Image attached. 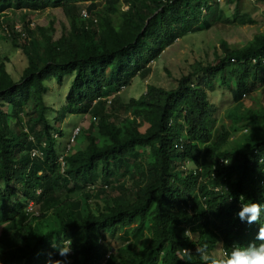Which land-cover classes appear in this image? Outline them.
<instances>
[{
  "label": "trees",
  "instance_id": "obj_1",
  "mask_svg": "<svg viewBox=\"0 0 264 264\" xmlns=\"http://www.w3.org/2000/svg\"><path fill=\"white\" fill-rule=\"evenodd\" d=\"M85 1L0 0V26L28 59L20 77L0 60V264H204L201 253L217 256L221 239L224 254L259 244L260 225L237 213L243 202L264 203V106L236 113L234 130L217 127L209 91L220 83L236 103L257 96L264 33L240 48L223 41V54L177 87L151 85L123 103L120 92L166 48L229 18L220 0L92 1L84 17ZM52 8L69 19L58 39L54 22L33 31L6 19ZM68 76L64 116L90 115L98 133L83 132L78 150L60 148L64 130L50 116L49 82ZM242 126L248 133L236 137ZM132 168L140 170L132 189L116 184ZM109 188L119 195L108 197ZM63 243H71L65 257Z\"/></svg>",
  "mask_w": 264,
  "mask_h": 264
},
{
  "label": "rangeland",
  "instance_id": "obj_2",
  "mask_svg": "<svg viewBox=\"0 0 264 264\" xmlns=\"http://www.w3.org/2000/svg\"><path fill=\"white\" fill-rule=\"evenodd\" d=\"M92 1L97 2L102 8L106 0H87L79 3V10L82 13L84 10L88 12V7ZM221 9L225 12L226 20L220 25L213 28L194 34H188L182 39L176 41L173 45L166 48L160 55L158 60L150 64L151 72L145 76H137L132 84L120 92L121 101L128 103L133 98H140L147 93L151 85L172 89L177 87L179 79L184 74H188L198 63L208 65L216 59V56L223 54V41H226L231 47L240 48L245 46L249 41L253 40L256 35L264 33V1L262 0H220ZM238 11V16L235 18L234 13ZM6 19L8 23L16 26L21 30L26 23H30L33 31L39 26L49 27L53 22L56 29L55 38L58 39L69 28V19L65 15L63 9L52 8L39 12H29L25 10L9 11ZM246 21L247 24H243ZM0 60L8 61L9 71L20 77L24 69L28 65V59L21 49H17L6 37L3 26H0ZM75 76H68L63 84H59L55 80L50 81V92L48 95L49 104L51 106L50 116L54 123L55 117H59V126L64 130L66 139H60V148H68L72 144L76 150L86 147L83 132L97 133L96 121L90 116L83 115H65L63 108L67 104L66 97L74 81ZM212 104L215 106V119H217V127L221 123H225L229 129L234 130L235 122L233 116L237 113L247 114L251 108H260L264 106V86L261 87L257 96L245 97L240 103H236L229 89L216 84V88L209 91ZM109 108V106H108ZM110 109V108H109ZM126 114L122 113V119H127ZM130 116V115H128ZM123 120H121L120 123ZM92 126V127H91ZM148 124L142 127V131L148 129ZM248 128L240 127V133L236 137H240L243 133H248ZM77 135V138L75 136ZM81 137V138H80ZM76 140H73V139ZM71 140V141H70ZM64 142V143H63ZM70 142V143H69ZM64 145V146H63ZM67 150V149H66ZM187 171L193 168L192 164L184 166ZM140 176V170L134 168L125 173H119L116 176V184L126 185L127 189H132L134 177ZM108 197H116L119 191L108 189ZM0 228V232H1ZM194 240L198 239V234L190 232ZM115 242L108 237L104 242L105 252L110 254L116 251ZM217 257L225 255L223 252L222 239L216 248ZM103 259V264L106 262Z\"/></svg>",
  "mask_w": 264,
  "mask_h": 264
},
{
  "label": "clouds",
  "instance_id": "obj_3",
  "mask_svg": "<svg viewBox=\"0 0 264 264\" xmlns=\"http://www.w3.org/2000/svg\"><path fill=\"white\" fill-rule=\"evenodd\" d=\"M264 203L243 202L241 210L237 213L241 222H247L249 225L258 223L260 225L256 240L259 244L251 243L249 245L235 244L232 246L230 254L223 257L215 255L208 256L201 253L204 264H264ZM71 251V243H63L59 248V255L65 257ZM56 264H64L63 261H57Z\"/></svg>",
  "mask_w": 264,
  "mask_h": 264
},
{
  "label": "built area",
  "instance_id": "obj_4",
  "mask_svg": "<svg viewBox=\"0 0 264 264\" xmlns=\"http://www.w3.org/2000/svg\"><path fill=\"white\" fill-rule=\"evenodd\" d=\"M82 15H83L84 17H88V12H87L86 10H84V11L82 12Z\"/></svg>",
  "mask_w": 264,
  "mask_h": 264
}]
</instances>
